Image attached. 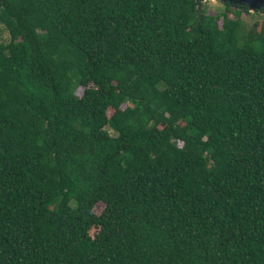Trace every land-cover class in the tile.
Returning a JSON list of instances; mask_svg holds the SVG:
<instances>
[{
  "label": "trees",
  "instance_id": "obj_1",
  "mask_svg": "<svg viewBox=\"0 0 264 264\" xmlns=\"http://www.w3.org/2000/svg\"><path fill=\"white\" fill-rule=\"evenodd\" d=\"M240 12L0 0V264H264V26Z\"/></svg>",
  "mask_w": 264,
  "mask_h": 264
},
{
  "label": "rangeland",
  "instance_id": "obj_2",
  "mask_svg": "<svg viewBox=\"0 0 264 264\" xmlns=\"http://www.w3.org/2000/svg\"><path fill=\"white\" fill-rule=\"evenodd\" d=\"M228 2L231 10L241 11L239 18L243 23L242 33L249 35L250 37L254 38L255 35H258V31H261L262 27L264 26V13H259V9L264 7L261 6L259 2L254 5V9L251 10L249 5L241 4V3H233L228 0H201V6L206 9V12L210 15L214 14H221L225 11V3ZM243 8L247 9V12L242 11ZM228 17L230 19L234 18L233 13L229 12ZM9 41V35L5 28L0 24V42L7 43ZM82 91L77 90L76 94L81 95ZM108 132L110 135L115 136V133L107 127ZM103 205L97 204L94 207V213L100 214L103 210Z\"/></svg>",
  "mask_w": 264,
  "mask_h": 264
},
{
  "label": "water",
  "instance_id": "obj_3",
  "mask_svg": "<svg viewBox=\"0 0 264 264\" xmlns=\"http://www.w3.org/2000/svg\"><path fill=\"white\" fill-rule=\"evenodd\" d=\"M228 1L233 2V3L243 2L244 4L249 5V8L251 10H253L255 8L254 5H256L257 2H259L261 6H264V0H228Z\"/></svg>",
  "mask_w": 264,
  "mask_h": 264
},
{
  "label": "flooded vegetation",
  "instance_id": "obj_4",
  "mask_svg": "<svg viewBox=\"0 0 264 264\" xmlns=\"http://www.w3.org/2000/svg\"><path fill=\"white\" fill-rule=\"evenodd\" d=\"M227 4H228V2H227ZM241 4H243V2H241ZM258 12L259 13H264V7L260 8Z\"/></svg>",
  "mask_w": 264,
  "mask_h": 264
}]
</instances>
